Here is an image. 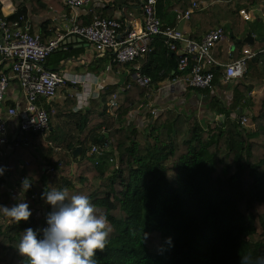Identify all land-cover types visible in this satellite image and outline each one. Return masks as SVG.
<instances>
[{"label": "trees", "instance_id": "trees-1", "mask_svg": "<svg viewBox=\"0 0 264 264\" xmlns=\"http://www.w3.org/2000/svg\"><path fill=\"white\" fill-rule=\"evenodd\" d=\"M130 1L115 3L122 7ZM22 2L40 11L44 10L43 4L62 3ZM163 2L169 3V11L173 4L180 12L192 5V0H159V17ZM236 2V9L216 3L197 17L207 30L227 23L237 37L241 22L249 23L240 17L239 9L258 7L262 2ZM41 33L46 40V26ZM237 47L242 49L239 44ZM169 55L162 42L156 40L143 66V73L152 79L149 87L135 81L120 92L109 87L101 92L98 105L93 103L86 111L75 112L76 101L69 99L62 108L48 111V132L23 136L27 143L37 144L39 150L13 144L8 158L10 180H0V203L13 204L11 193L14 186L21 189L22 179L16 167L23 160L28 163L24 175L32 182L23 193L33 215L29 221L19 223L9 217L11 226L0 221V264H28L27 258L16 250L19 234L26 227L46 226L44 217L50 206L42 200L41 193L53 186L66 188L70 195H88L98 211L111 221L112 230L105 248L97 252V264H252L256 255L264 254V96L259 106L247 113V126L240 124L245 109L242 105L247 103L245 97L251 85L264 86V81L254 76L258 71L264 74V57L251 60L249 69L253 74L236 85L231 111L214 100L210 109H217L224 119L204 122L194 112L166 110L151 117L144 130L126 126L124 118L151 98L161 78L159 69H151L152 61L160 59L166 76L175 78L176 73L171 75ZM141 61L125 66L134 67ZM215 82L220 84L219 76ZM114 95L119 108L110 110ZM231 112H235V120H231ZM92 146L108 149L97 156L91 154ZM78 147L82 152L75 158L73 153ZM32 196L36 199L31 200ZM255 264H264V260Z\"/></svg>", "mask_w": 264, "mask_h": 264}, {"label": "built area", "instance_id": "built-area-1", "mask_svg": "<svg viewBox=\"0 0 264 264\" xmlns=\"http://www.w3.org/2000/svg\"><path fill=\"white\" fill-rule=\"evenodd\" d=\"M138 1L143 15L142 22L130 20L133 16L130 14L129 19L95 16L90 24L83 25L74 17L67 32L59 33L49 41H44L41 34L31 33L24 16L9 20L8 16L0 14V165L6 166L0 180L6 182L10 180L7 147L11 143L16 147L24 144L22 135H44L50 130V116L42 106L43 101L53 100L68 85L77 86L85 83L81 76H70L46 67L48 58L62 47L69 36L82 39L92 46L99 56L111 53V65H126L139 59L146 60L154 50L155 41L160 40L169 54L175 55L177 64L176 76L169 86L173 88L176 85H183L198 91L214 92L217 88L215 82L217 76L220 77V83L224 84L243 79L249 72L250 61L260 55L264 57V50L252 52L246 49L240 59L223 64L212 55L213 49L225 35L223 26L206 33L199 40L181 31L176 24L190 21L197 11L204 10V5L193 2L187 11L176 12V24H166L158 15L159 0ZM94 2L95 0H64L66 7L71 10L84 7L92 10ZM239 15L246 22L263 20L264 3L252 11L240 9ZM109 70L107 67L106 71ZM134 78L144 87L152 84V79L143 73L141 66L134 67ZM13 82L25 98L23 108L7 105L8 93ZM104 89L100 86V90ZM118 108L117 97L114 95L109 102V109ZM140 108L153 118L165 111L155 108L150 99ZM240 124L247 126V117H241ZM13 125H16V132L11 130L14 128ZM13 134L15 140L11 137ZM107 149V146L105 148L92 146L91 154L102 156ZM110 162L113 163V159H110ZM26 167L25 163H20L16 167L17 172L22 174V179L26 177L24 175ZM116 167L118 168L117 164ZM49 171H52V168H49ZM34 199L36 196L31 197V200Z\"/></svg>", "mask_w": 264, "mask_h": 264}, {"label": "crops", "instance_id": "crops-1", "mask_svg": "<svg viewBox=\"0 0 264 264\" xmlns=\"http://www.w3.org/2000/svg\"><path fill=\"white\" fill-rule=\"evenodd\" d=\"M223 1L225 0H192V3L197 2L203 4L205 6L204 10L197 11L195 13V20L191 19L190 21L181 24H176L175 22V14L178 7L173 4L174 8L169 11V3L166 4L163 2V12L160 13V17L162 18L164 23L176 24L181 31L190 34L193 39L199 40L207 32L212 30H207L206 27H203V23L200 21L197 15L200 13H206L209 7H212L215 3L220 4ZM0 2V13L8 16V18L15 15L12 20H15L19 16H24L26 24L29 27L31 33H37L43 36L41 30L43 26H46L49 35L47 36L46 40L44 39V41L54 39L55 36L59 33L67 32V30L71 27V21L74 17H76L77 21L83 25H87V22L92 21L93 17L99 15L103 18L108 19H122V16L125 13L127 14V18L128 15H133L130 20H137L139 22H142L143 19L141 6L137 0H132L127 6L122 7L118 6L115 3V0H95L92 10L86 7L78 10H71L70 8L66 7V5L64 4V0H61V4L56 3L48 6L43 4V11L38 10L34 6L32 7L30 4H23L22 0H0ZM226 2L231 5L234 3V7L230 8L236 9V0H228ZM261 2L263 5L264 0H261ZM262 5L258 7H261ZM255 8L257 7H252L248 10L252 11ZM241 9L246 8L243 7ZM23 10H26V12L22 13ZM258 22H262V19H259ZM228 25L229 24L227 23H221L213 28L214 30L220 26H223L225 28V34L227 37H225L226 39L224 38L221 44L212 51V55L217 61L223 64H229L232 61L243 57L242 50L244 51L245 49H249L252 52H259L264 50V32L260 34H255L252 32V34L248 33V31L246 30L248 23H244L242 21L239 26V35L237 37H234L233 32L229 30ZM249 35H252L254 37V42L252 45L240 43V41H243ZM72 38L79 39L76 36L67 37L65 40L67 44H62V47L57 51V53L51 55V57L48 58V60L46 61V66L49 70L52 71H59L70 76H81L83 77L85 83L77 86L68 85L64 87L58 93L57 97L53 100L47 102L43 101L42 106L47 111H50L53 108H62L69 99H74L76 101V105L74 107L75 112L86 111L93 106V103L96 104L99 102L101 92L103 91L100 90V86H103L105 89H109V87L112 89L116 88L117 91L120 92L122 89H124L125 86H127L129 82L135 81L136 83H138L134 78L135 66L111 65V53H107L104 56H99L96 52L94 53L93 51H89L87 49L92 47L88 43L84 41H82V43H75L73 42ZM238 44L242 46V49H239L237 47ZM65 55L66 57L68 56L67 59H64ZM169 60L172 66L171 75H173L172 73L174 69L172 65V58L170 57V55ZM173 60L175 61V55L173 57ZM146 63L147 61L143 60L140 62V64H137V66H141L143 68ZM163 65V62L160 59L154 62L152 61L151 64V69H159L161 74V78L158 84L154 86L153 93L150 96L151 98H149L150 102L154 105L155 108L165 109V111L175 110L183 113L194 112L195 115L201 117L202 121L204 122H216L221 118L224 119V117H221L219 115L217 109H210L214 103V100H218L219 102H221L222 107H228L229 111H231L230 109L232 108L234 102V91L236 85L240 83V81H236L231 84H217L216 90L214 92L208 93H204L205 91L189 89L187 87H184L183 85H176L172 88L169 86L171 85L172 80H170V78L166 76ZM107 67L110 68L109 71H106ZM257 67L256 69H258ZM251 74L253 73L249 69L246 77ZM254 76L256 77V79L264 81V74L260 73L259 71L256 74L254 72ZM259 80H256V82H259ZM166 92H169L168 96L166 95ZM199 95H202V97H200ZM11 96H13V99L10 103H7L8 106L12 105L20 108H23L25 106V98L14 82L12 83L10 92L8 93V97ZM263 96L264 86L255 87L254 85H251L249 94L245 97L247 99V103L243 102L242 105L245 108L243 111V116L247 117L246 115L249 110L253 111L254 109H256L259 106V101L263 98ZM145 103L146 102L131 110L129 114L124 118L126 126H134L139 130H144L148 127V123L150 121L149 119L151 118V116L147 111L143 109L141 110L140 108ZM230 118L231 120L236 119L235 112H231ZM13 126L15 129H17L16 125ZM15 129L14 132H16ZM103 134L104 136L107 135L106 133ZM12 136V139L15 140L14 134ZM22 136L26 137V135ZM25 144L28 145L27 147H31V149L34 148L35 151L36 149L39 150L37 144H29L26 141L24 142V145ZM46 144L48 145V143ZM13 147V143H11L7 147L9 156L13 153ZM38 153L40 155L42 154L41 151H39ZM42 157L43 159H46L45 154H42ZM20 163H25L28 166V163L23 160L18 162V164Z\"/></svg>", "mask_w": 264, "mask_h": 264}, {"label": "clouds", "instance_id": "clouds-1", "mask_svg": "<svg viewBox=\"0 0 264 264\" xmlns=\"http://www.w3.org/2000/svg\"><path fill=\"white\" fill-rule=\"evenodd\" d=\"M5 171L6 166L0 165V177ZM31 186L29 177L22 179V191ZM41 198L50 206L44 217L46 226L24 228L19 234L18 253L28 264H97V252L105 248L112 230L108 216L98 211L88 195H70L66 188L49 187ZM0 215L19 223L29 221L33 213L26 201L19 200L10 206L0 203ZM167 240L171 242L170 237ZM259 260H264V254L256 255L252 264Z\"/></svg>", "mask_w": 264, "mask_h": 264}, {"label": "rangeland", "instance_id": "rangeland-1", "mask_svg": "<svg viewBox=\"0 0 264 264\" xmlns=\"http://www.w3.org/2000/svg\"><path fill=\"white\" fill-rule=\"evenodd\" d=\"M226 1H228V0H225V1H223L222 3H220L219 5H222L223 7H234V3L231 5V4H229V3H227ZM199 4H201V3H199ZM216 4V3H215ZM236 4H237V2H236ZM202 6H203V4H201ZM231 5V6H230ZM203 7H205V6H203ZM246 30L247 31H251L252 33H255V34H260V33H263L264 32V19L262 20V22H256V21H251V22H249L248 23V25H247V28H246ZM89 51H93L94 53H95V51H94V49L91 47V48H87ZM58 55H60V54H58ZM169 92H166V95L168 96L169 94H168ZM14 96H16V95H14ZM15 98V97H14ZM13 99V96H11V97H7V103H10L11 102V100ZM15 128H13V129H11V130H14ZM13 137V136H12ZM24 191H21L20 190V188L18 187V186H14V191L12 192V196H11V198H12V200H13V202L12 203H16V202H18L19 200H24V201H26V196H25V194L23 193ZM14 194H17V198L16 199H14L13 198V195ZM27 202V201H26ZM37 207V206H36ZM40 215H41V213L38 211V213H37V216L38 217H40ZM4 219V220H3ZM9 220V221H8ZM0 221L2 222V223H4V224H6V226H11V220L9 219V217H7V216H3V215H1L0 216ZM8 222H10L9 224H8Z\"/></svg>", "mask_w": 264, "mask_h": 264}, {"label": "water", "instance_id": "water-1", "mask_svg": "<svg viewBox=\"0 0 264 264\" xmlns=\"http://www.w3.org/2000/svg\"><path fill=\"white\" fill-rule=\"evenodd\" d=\"M72 40L75 43L76 42L82 43V41H83L82 39H77V38H72ZM70 42H71V40H70ZM253 42H254V37L252 35H249L246 39H244L243 41H240V43L248 44V45H252ZM66 44H67V42L63 43V45H66ZM170 57L172 58V65H173V69H174L172 74L174 75L175 71L177 69V64H176V61L173 60L174 54H170ZM199 96L202 97V95H199ZM107 136L108 135H105L106 138H107ZM103 139H104V136L101 137V140H103ZM81 152H82V148L78 147L73 153L74 157L78 158L80 156Z\"/></svg>", "mask_w": 264, "mask_h": 264}]
</instances>
